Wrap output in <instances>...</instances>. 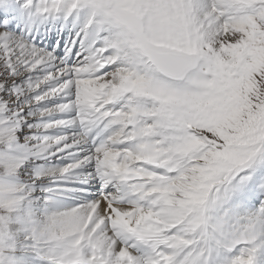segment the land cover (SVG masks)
<instances>
[{"label":"snow or ice","instance_id":"6c2138e0","mask_svg":"<svg viewBox=\"0 0 264 264\" xmlns=\"http://www.w3.org/2000/svg\"><path fill=\"white\" fill-rule=\"evenodd\" d=\"M0 264H264V0L0 4Z\"/></svg>","mask_w":264,"mask_h":264},{"label":"rangeland","instance_id":"374dc122","mask_svg":"<svg viewBox=\"0 0 264 264\" xmlns=\"http://www.w3.org/2000/svg\"><path fill=\"white\" fill-rule=\"evenodd\" d=\"M0 2H3L4 3V2H6V0H0Z\"/></svg>","mask_w":264,"mask_h":264},{"label":"bare ground","instance_id":"6f19581e","mask_svg":"<svg viewBox=\"0 0 264 264\" xmlns=\"http://www.w3.org/2000/svg\"><path fill=\"white\" fill-rule=\"evenodd\" d=\"M0 4H3V3H0Z\"/></svg>","mask_w":264,"mask_h":264}]
</instances>
